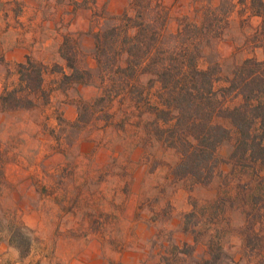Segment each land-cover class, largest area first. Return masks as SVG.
<instances>
[{
  "label": "rangeland",
  "instance_id": "obj_1",
  "mask_svg": "<svg viewBox=\"0 0 264 264\" xmlns=\"http://www.w3.org/2000/svg\"><path fill=\"white\" fill-rule=\"evenodd\" d=\"M127 2L0 0V95L18 82V62L5 61L4 40L16 35L32 40L34 36L35 55L27 56L46 65L44 92L29 95L32 106L12 108L9 102L0 107V264H196L204 253L205 237L184 228V214L194 200L200 206L224 195L220 178L229 165L220 164L210 184L190 188V182L171 174L178 159L173 149L159 143L145 147L136 117L120 120L128 106L112 102L110 112L115 114L108 122L98 107L91 108L79 125H73L84 112V101L99 89L57 87L60 73L54 68L65 65L59 51L63 36L69 33L73 40L78 38L82 44L79 64L93 66L90 27L76 24L88 19L97 29L105 16L121 14ZM163 2L172 14V30L173 17L182 10L178 0ZM257 2L212 0L229 10L216 43L220 77L246 57L264 59V22L250 15L257 9L264 12ZM38 17L45 23L31 25ZM70 21L73 24L68 26ZM205 52L201 66L207 65L208 53L214 56L210 50ZM223 84L219 80L215 86ZM68 105L75 109L74 120L64 115L70 114ZM229 145L220 147L221 158L229 153ZM239 207L226 206L224 215L218 209L222 219L211 224L227 229L222 264H264V243L257 251L239 234L246 220ZM204 216L199 213L197 217ZM203 226L198 223L195 228ZM194 234H198L195 242ZM6 241L9 247H2Z\"/></svg>",
  "mask_w": 264,
  "mask_h": 264
},
{
  "label": "trees",
  "instance_id": "obj_2",
  "mask_svg": "<svg viewBox=\"0 0 264 264\" xmlns=\"http://www.w3.org/2000/svg\"><path fill=\"white\" fill-rule=\"evenodd\" d=\"M178 1L182 13L174 15L172 30V14L163 0H128L121 14L105 16L97 29L90 26L93 66L79 64L82 44L66 33L59 48L65 65H56L54 71L60 73V89L75 85L99 89L84 101V112L73 125H79L91 108L98 107L108 122L115 114L110 112L112 102L128 106L120 120L136 117L145 147L159 143L173 149L178 159L171 174L190 182V188L210 184L220 164L229 165L220 178L224 195L200 206L194 200L184 214V228L205 237L204 253L196 264H222L227 229L211 225L222 219L218 209L224 215L226 206L232 209L243 203L239 208L246 220L239 234L257 251L264 243V59L246 57L220 77L216 43L229 10L212 0L205 4L203 0ZM259 1L258 6L264 8ZM253 13L264 22V12ZM206 49L215 57L208 53L207 65L201 66ZM16 67L18 82L0 95L1 105L11 102L12 108L30 107L29 95L44 92L46 65L26 56ZM219 80L224 84L216 87ZM224 143L230 144L229 153L221 158L219 149ZM198 212L204 218L197 217ZM198 223L204 226L197 230Z\"/></svg>",
  "mask_w": 264,
  "mask_h": 264
},
{
  "label": "crops",
  "instance_id": "obj_3",
  "mask_svg": "<svg viewBox=\"0 0 264 264\" xmlns=\"http://www.w3.org/2000/svg\"><path fill=\"white\" fill-rule=\"evenodd\" d=\"M21 1V0H18ZM99 1L101 2V0H97V2L99 3ZM31 5H33L34 7L37 5V3H30ZM20 7L23 9L25 6L23 5L22 2H19ZM251 16H255L257 18L260 19V21H262L260 15L254 14L252 12H250ZM16 19H18L20 21L21 17H19V15L16 16ZM9 19L6 18L3 22H6V24L8 23ZM31 21V20H30ZM34 21H35V25H34ZM36 23H45V21H43V17L40 18L38 17V19L34 20L32 19L31 25H34L35 27H37ZM72 21H70L68 23V26L72 25ZM44 25V24H43ZM60 24H57V26H59ZM76 25L79 26H89L90 27V21L88 19H82L80 20V22H78ZM64 37V36H63ZM34 40V36L32 37ZM32 40H27L25 38H21L19 35L14 36L13 38H8L7 40H4L2 42V50H3V55H4V59L5 61H9V62H20L22 61L27 55H35V47L32 45ZM63 40V38H62ZM62 40L59 44V48L60 45L62 43ZM37 43H39V41H36ZM1 82H0V92H1ZM0 107H1V99H0ZM68 111L70 114H68L67 112H64V115L70 119V120H74L76 117V112L75 109H73V107H71L70 105H68ZM1 246H8V241H6L5 243H1ZM14 249V247H12ZM16 250V249H15Z\"/></svg>",
  "mask_w": 264,
  "mask_h": 264
}]
</instances>
